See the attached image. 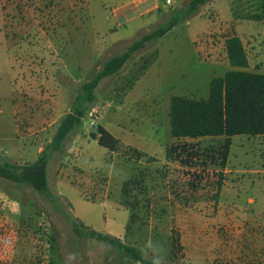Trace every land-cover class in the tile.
Returning a JSON list of instances; mask_svg holds the SVG:
<instances>
[{
	"label": "rangeland",
	"instance_id": "374dc122",
	"mask_svg": "<svg viewBox=\"0 0 264 264\" xmlns=\"http://www.w3.org/2000/svg\"><path fill=\"white\" fill-rule=\"evenodd\" d=\"M188 1L0 0V162H33L79 85ZM263 7L208 0L102 78L91 114L48 161L52 201L0 177V264H264V136H233L221 167L223 136L174 139L168 122L171 96L206 99L232 68L227 36L264 43ZM97 124L146 156L99 145ZM67 216L142 261L77 237Z\"/></svg>",
	"mask_w": 264,
	"mask_h": 264
},
{
	"label": "trees",
	"instance_id": "16d2710c",
	"mask_svg": "<svg viewBox=\"0 0 264 264\" xmlns=\"http://www.w3.org/2000/svg\"><path fill=\"white\" fill-rule=\"evenodd\" d=\"M208 0H189L170 12L162 25L145 32L139 39L131 42L126 49L106 59L93 76L82 82L74 96L70 109L62 116L51 138L39 151L33 162L20 165L7 161L0 162V177L18 184H29L52 201L53 196L47 187V164L51 156L63 152L66 141L81 124L83 117L90 112L95 101V90L102 78L116 73L130 55L148 43L168 32L185 14L197 12L198 7ZM264 19V7L261 13ZM226 58L232 67L221 76L209 81L208 97L195 99L185 96H171L169 100V133L174 139L223 136L219 149V164L225 167L232 137L235 135L264 136V73L248 69V59L243 43L236 34L224 40ZM89 135L110 152L122 151L128 158L139 160L146 153L133 147H124L120 140L100 124ZM175 150L170 147V152ZM221 186V176L218 189ZM73 233L79 238H90L107 242L142 261L140 250L123 243L108 233L89 228L76 218L67 216ZM173 242H177L174 238Z\"/></svg>",
	"mask_w": 264,
	"mask_h": 264
},
{
	"label": "crops",
	"instance_id": "0c3cea01",
	"mask_svg": "<svg viewBox=\"0 0 264 264\" xmlns=\"http://www.w3.org/2000/svg\"><path fill=\"white\" fill-rule=\"evenodd\" d=\"M146 0H137V3L141 4ZM133 2V1H131ZM152 9L157 8V4L154 3L153 6L151 7ZM149 8L146 12H150L152 9ZM262 13V12H261ZM260 20L264 23V19L262 18L261 14L259 15ZM264 34V31H263ZM237 35V33H236ZM241 39V38H240ZM245 52L247 54V59H248V69L253 70V71H258L264 73V43H253L250 42L248 43V50H247V45L243 42L241 39ZM42 147L38 148V151L41 150Z\"/></svg>",
	"mask_w": 264,
	"mask_h": 264
},
{
	"label": "built area",
	"instance_id": "2783aa9c",
	"mask_svg": "<svg viewBox=\"0 0 264 264\" xmlns=\"http://www.w3.org/2000/svg\"><path fill=\"white\" fill-rule=\"evenodd\" d=\"M165 2L167 3V4H170L171 3V0H165ZM90 113V112H89ZM91 114V113H90Z\"/></svg>",
	"mask_w": 264,
	"mask_h": 264
}]
</instances>
